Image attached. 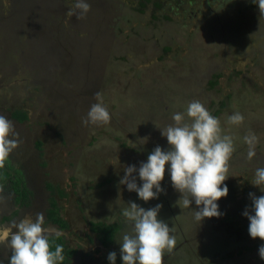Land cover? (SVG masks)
Here are the masks:
<instances>
[{
    "label": "rangeland",
    "instance_id": "obj_1",
    "mask_svg": "<svg viewBox=\"0 0 264 264\" xmlns=\"http://www.w3.org/2000/svg\"><path fill=\"white\" fill-rule=\"evenodd\" d=\"M88 2L77 18L75 0H0V115L21 141L4 162L29 164L21 182L35 194L66 192L58 205L80 223L78 233L87 218L119 223L115 244L104 251L85 243L81 264H109L110 251L122 264L118 241L131 230L123 215L129 201L162 205L158 218L175 236L163 264H229L222 257L229 252L236 264H264V241L249 236L241 214L249 192L264 194V185L252 184L255 169L264 167V12L252 0H161L158 8L140 0ZM194 99L234 142L223 182L228 195L218 201L225 214L201 224L193 219L197 206H183L167 169L164 191L147 202L119 183L127 165L138 166L157 144L167 147L160 129ZM96 102L110 120L83 124ZM236 111L243 122L228 123ZM249 133L257 137L251 159L243 140Z\"/></svg>",
    "mask_w": 264,
    "mask_h": 264
},
{
    "label": "clouds",
    "instance_id": "obj_2",
    "mask_svg": "<svg viewBox=\"0 0 264 264\" xmlns=\"http://www.w3.org/2000/svg\"><path fill=\"white\" fill-rule=\"evenodd\" d=\"M259 10L264 12V0H252ZM77 14L83 16L90 9L88 0H75ZM99 96V93L96 94ZM185 116L189 120H185ZM107 107L100 102L91 104L83 124L107 123L110 120ZM173 123L160 129L167 140V147L157 144L148 153L146 160L139 165L129 164L119 183L127 190L134 191L137 198L145 202L155 199L164 191L161 181L167 169L172 187L181 195L183 206L193 203V219L200 224L204 218H219L225 213L220 210L219 199L228 195V160L234 152L231 135L222 134L220 120L212 115L204 103L194 99L187 104L184 112L172 114ZM243 114L236 111L227 116L230 124H240ZM15 132L13 122L0 115V164L8 159L10 153L21 142ZM248 145L247 158L256 155L257 137L249 133L243 137ZM139 178L140 183H137ZM255 186L264 185V167L255 169L252 182ZM260 188V187H259ZM261 190V189H260ZM264 193V190H261ZM250 205H245L242 216L248 220V234L251 238L264 241V194L257 196L249 192ZM129 207L123 215L130 221L131 230L124 231L118 241L122 264H163L165 250L171 251L175 236L171 235L169 224L158 218L161 204L145 209L135 201L127 202ZM44 213L37 212L35 218L13 220L10 225L0 226V244L6 242L11 255L8 264H61L64 260L63 245L50 247L49 237H59V230L45 227ZM16 230L13 231L12 229ZM258 255L264 260V242L258 246ZM117 253L107 254L109 264H116ZM0 264H5L0 260Z\"/></svg>",
    "mask_w": 264,
    "mask_h": 264
},
{
    "label": "flooded vegetation",
    "instance_id": "obj_3",
    "mask_svg": "<svg viewBox=\"0 0 264 264\" xmlns=\"http://www.w3.org/2000/svg\"><path fill=\"white\" fill-rule=\"evenodd\" d=\"M27 166H29L28 163L21 164V162L20 164L12 165L5 162L0 164V174H2L0 176V226L10 225L13 220L18 221L19 219L25 217L34 219L37 212L44 213V218L47 221H44L45 227L59 230L62 233V235L59 237L54 235L49 237V241L51 243L62 242L65 247L63 249L64 260L61 262V264H81V262L78 261L81 251L83 250L87 253L89 252V250H86L84 247L86 246L85 243H91L93 247L100 251H104V249H107L108 247L115 244L121 230L119 224L116 229H114V233L109 237L108 234H103L102 229V233H100V228L97 231L91 228L92 222L108 224L109 222L116 223L115 221H93L87 218V222L82 223L85 224L84 231L78 233V229H76L75 225H80V223L72 222V217L69 218V215L66 213L63 214L60 208L59 211H57V215L55 216H60L62 221H65L64 224H66V227L64 224H59L58 222L54 221V219H50L48 215L53 207L52 204L58 205L57 198L65 197L66 192L62 191L61 189L54 188L49 193L45 192L40 195L35 194L33 190H31L32 186L27 187V185H24L21 182V180H23L21 177H23V173L25 172L24 168H27ZM6 190H8V193L5 194L4 192H6ZM6 196L9 198H6ZM86 223L90 224V226L86 225ZM69 228H71V230L74 232L72 237L70 232H68ZM12 230L15 231L16 229L13 228ZM71 242H78V244L71 246ZM10 255L11 251L9 248H7L6 242L4 244H0V260H3L5 264H8V257ZM166 260L167 258L165 257L163 262Z\"/></svg>",
    "mask_w": 264,
    "mask_h": 264
},
{
    "label": "trees",
    "instance_id": "obj_4",
    "mask_svg": "<svg viewBox=\"0 0 264 264\" xmlns=\"http://www.w3.org/2000/svg\"><path fill=\"white\" fill-rule=\"evenodd\" d=\"M147 2H150V3H152V5L153 6H155V7H162V4H161V0H140V4H141V6H145V4L147 3ZM153 17L155 16V15H152ZM12 116L13 117H15V118H17L18 120H23V119H25L26 118V113L25 112H19V111H14L13 113H12ZM2 174H0V176H1ZM4 175V174H3ZM55 204V203H54ZM52 209L50 210V212H49V215H48V217L51 219H54V221H56V222H58L59 224H64L65 223V221H62V219L60 218V216L59 217H56L55 215H57V211H59V208H60V206L59 205H57V204H55V205H53L52 204ZM96 221V220H95ZM118 222H116V223H108V224H105V223H103V224H100L99 222H92V226H91V228L93 229V230H99V228H100V233H102L101 232V229L103 230V234H108V237L109 236H111L113 233H114V229H116V227L118 226ZM86 225H88V226H90V224H87L86 223ZM101 225H103V226H101ZM64 226L66 227V224H64ZM99 226H101V227H99ZM90 235V234H89ZM236 242H243V239L241 238L240 240H238V241H236ZM245 243V242H244ZM56 244H62L63 245V243L62 242H53V243H51L50 242V247H51V249L52 250H54V248H55V245ZM246 244V243H245ZM249 246V245H248ZM247 245H245V247H244V249L245 250H252L254 247L253 246H251V247H248ZM65 247H64V245H63V249H64ZM230 251V250H229ZM62 254L64 255V251L62 252ZM222 257H223V259H225V260H227V261H229V264H236L237 263V260L236 259H234L233 257V253L232 252H229L228 254H225V255H222ZM222 262V261H221Z\"/></svg>",
    "mask_w": 264,
    "mask_h": 264
}]
</instances>
